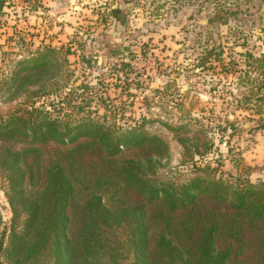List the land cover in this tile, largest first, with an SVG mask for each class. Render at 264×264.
I'll use <instances>...</instances> for the list:
<instances>
[{
    "label": "trees",
    "instance_id": "16d2710c",
    "mask_svg": "<svg viewBox=\"0 0 264 264\" xmlns=\"http://www.w3.org/2000/svg\"><path fill=\"white\" fill-rule=\"evenodd\" d=\"M58 54L48 46L0 79V97L23 99L0 109L6 264H264V182L219 173L198 136H177L194 171L183 177L165 170L168 141L143 125L73 118L67 99L37 106L65 87ZM3 225L0 211V236Z\"/></svg>",
    "mask_w": 264,
    "mask_h": 264
},
{
    "label": "rangeland",
    "instance_id": "374dc122",
    "mask_svg": "<svg viewBox=\"0 0 264 264\" xmlns=\"http://www.w3.org/2000/svg\"><path fill=\"white\" fill-rule=\"evenodd\" d=\"M122 1L0 0V79L56 47L65 87L37 106L67 99L73 118L143 125L168 141L165 170L183 177L194 171L177 136H198L219 173L264 182V0ZM20 102L0 97V109ZM5 185L0 177V264L12 217Z\"/></svg>",
    "mask_w": 264,
    "mask_h": 264
},
{
    "label": "crops",
    "instance_id": "0c3cea01",
    "mask_svg": "<svg viewBox=\"0 0 264 264\" xmlns=\"http://www.w3.org/2000/svg\"><path fill=\"white\" fill-rule=\"evenodd\" d=\"M126 1L127 0H123L122 2H123V4H120V6H122V7H126L127 6V4H126ZM116 5H118L119 6V4H118V2H117V4Z\"/></svg>",
    "mask_w": 264,
    "mask_h": 264
}]
</instances>
